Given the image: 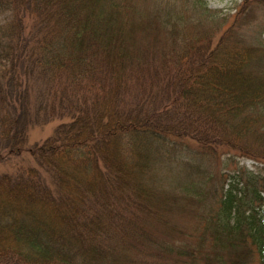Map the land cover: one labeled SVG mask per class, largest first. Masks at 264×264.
Wrapping results in <instances>:
<instances>
[{"label":"trees","instance_id":"trees-1","mask_svg":"<svg viewBox=\"0 0 264 264\" xmlns=\"http://www.w3.org/2000/svg\"><path fill=\"white\" fill-rule=\"evenodd\" d=\"M218 12L0 0V164L30 158L0 174V264H264V177L209 191L191 229L161 187L184 164L173 189L202 196L187 181L222 153L264 163V0Z\"/></svg>","mask_w":264,"mask_h":264},{"label":"rangeland","instance_id":"rangeland-1","mask_svg":"<svg viewBox=\"0 0 264 264\" xmlns=\"http://www.w3.org/2000/svg\"><path fill=\"white\" fill-rule=\"evenodd\" d=\"M242 1L243 0H205L210 9L217 10L219 11V14L225 16L227 20L224 21V23L227 25L234 19L236 12L239 10L240 4H242ZM257 26L259 27L258 33L264 42V20L260 21V25ZM250 34L251 36L253 34L252 27L250 28ZM217 39L218 36L215 37L214 40ZM254 39L255 38L252 37V42ZM224 86L227 89H237L239 93L242 92L245 96L250 92L244 83L236 82L235 80H231V83H226ZM60 123L61 121H52L45 125L32 127L27 132L26 148H29L33 143L44 141L46 138L50 137L53 134L55 128ZM29 159L30 158L27 157L26 154H23L21 157L11 160L10 163L0 164V174L13 169L14 166L19 167ZM189 176L190 172L187 170L186 166L184 164H180L175 170L174 175L171 176V182L165 183L163 186H161L163 189L169 191L170 196H174L175 200L179 199L180 207H184L188 210V212H190L189 214L185 213V220H181L187 229H191L196 223L199 222V216L202 212H204L207 206L212 205V208L215 207L216 195L215 199L208 197L209 191H212L216 188L218 190L221 188L225 190L228 188V186H234L236 184L237 187H240L241 183L243 185L249 176L264 177V163L253 162L251 160L241 158L237 154L233 153L231 156L222 153L218 161L206 163L202 171L193 174L191 176L192 178L187 181V184H189L190 182L196 181L199 178L204 180L207 185L206 192L200 197L194 193H190L188 196L181 197L177 194V191L173 189V186L182 184ZM178 193H181V191Z\"/></svg>","mask_w":264,"mask_h":264}]
</instances>
